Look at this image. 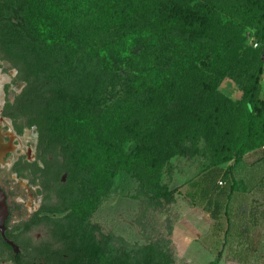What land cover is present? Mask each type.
I'll use <instances>...</instances> for the list:
<instances>
[{
    "label": "trees",
    "instance_id": "trees-1",
    "mask_svg": "<svg viewBox=\"0 0 264 264\" xmlns=\"http://www.w3.org/2000/svg\"><path fill=\"white\" fill-rule=\"evenodd\" d=\"M245 29L259 51L243 44ZM0 59L25 84L4 115L39 135L37 162L14 172L33 170L43 199L12 231L6 222L20 247L16 255L0 235L11 264H172L170 242L133 248L92 223L115 177L132 173L143 204L172 231L181 191L164 182L167 164L208 163L187 197L217 220L226 195L214 192L218 176L234 192V169L264 147L263 0H0ZM227 78L242 87L240 101L220 92ZM25 223L46 231L36 250L14 235Z\"/></svg>",
    "mask_w": 264,
    "mask_h": 264
},
{
    "label": "rangeland",
    "instance_id": "rangeland-1",
    "mask_svg": "<svg viewBox=\"0 0 264 264\" xmlns=\"http://www.w3.org/2000/svg\"><path fill=\"white\" fill-rule=\"evenodd\" d=\"M239 28L237 27L235 30L238 32L240 31ZM254 33L253 30L245 29L241 32L240 38L246 47L259 51V48L255 47ZM219 49L224 56H231L225 44L221 43ZM0 71L7 79V83L10 80L9 77L12 79L5 89L6 107L8 103H14L16 97L20 95L16 91L23 90L25 84L17 83V70L1 59ZM241 81L247 83V76ZM261 87L260 97L264 99V76ZM220 92L233 101H240L243 96L242 87L231 78L223 81ZM11 120L18 135L22 136L27 130L30 131V139H28V136L26 137L30 142L29 146L36 144V136L38 135L36 128H25L22 132L20 129L23 121ZM203 128L205 135H208L207 125H203ZM136 144L135 140L130 141L126 145L125 151L130 153L136 147ZM201 146H204V140H202ZM21 162L33 164L37 161L27 162L23 158L18 164ZM38 165L43 167L42 163H38ZM224 167H227V165ZM207 168L208 163L203 158L198 157L177 156L166 165L163 172L164 182L172 189L180 188L181 191L176 195L177 204L171 208L169 214L174 226L172 231L169 229L170 224L167 222V216L155 210L147 209L143 204L139 194V181L132 173L126 171L119 172L115 177L113 188L110 194L100 202L92 217V223L97 224L106 235L113 234L133 248L140 249L155 246V244L161 242H170L169 256L173 260L172 264H210L218 257H220L219 264H264V195L259 191L264 186V179L259 177L247 178L248 181L245 178L247 183L241 182V185L238 183L237 189L232 192V184L228 182L220 185L223 176H218L214 192H223L226 195L222 199V209L218 219L212 220L215 229L220 233H218L220 241L217 246L221 250L213 254V252L208 253L204 248L205 250L201 256L199 255L200 252H196L197 257L188 255L190 248L189 242H187L188 237L184 236L183 230H179L178 222L185 212L203 206L200 201H193L187 197L191 189L188 185L191 181L199 178ZM27 175L28 178H21L31 184L36 196L37 206L43 200L40 201V198H42L41 182L39 179H35L33 170L29 171ZM37 187H40V189H37ZM45 232L42 226L36 227L25 223L14 231V235L18 237L24 246L36 250L40 247L39 244L43 240ZM196 242L199 243L200 241L197 240ZM213 248L215 251V247ZM9 258V253L0 243V260H5L6 264H11Z\"/></svg>",
    "mask_w": 264,
    "mask_h": 264
},
{
    "label": "flooded vegetation",
    "instance_id": "flooded-vegetation-1",
    "mask_svg": "<svg viewBox=\"0 0 264 264\" xmlns=\"http://www.w3.org/2000/svg\"><path fill=\"white\" fill-rule=\"evenodd\" d=\"M3 111L4 109L2 111L0 109V187L8 198L10 212L8 229L12 231L14 226L21 222L22 216L27 219L35 214L37 200L31 184L14 172L21 161L15 162L11 157L18 148L19 135L13 125L6 120ZM0 264H6V261L0 260Z\"/></svg>",
    "mask_w": 264,
    "mask_h": 264
},
{
    "label": "crops",
    "instance_id": "crops-1",
    "mask_svg": "<svg viewBox=\"0 0 264 264\" xmlns=\"http://www.w3.org/2000/svg\"><path fill=\"white\" fill-rule=\"evenodd\" d=\"M229 166L230 165H227V167L222 166L221 169L226 170ZM234 177L240 185L242 184L241 182L247 183V178L250 177L264 179V147L247 154L242 162L234 169ZM259 191L264 195V186H262ZM178 223L179 230H183L184 236L188 237L187 242H189L188 245L190 247L188 255L190 257H197L196 252H200L199 255L201 256L205 249L208 253L213 252L214 254L215 252L216 254L220 252L221 248L219 250L217 246L220 241V238H218L219 231L215 229L214 221L204 208H192L185 212ZM197 240L200 242L197 243ZM213 247H215V251Z\"/></svg>",
    "mask_w": 264,
    "mask_h": 264
},
{
    "label": "built area",
    "instance_id": "built-area-1",
    "mask_svg": "<svg viewBox=\"0 0 264 264\" xmlns=\"http://www.w3.org/2000/svg\"><path fill=\"white\" fill-rule=\"evenodd\" d=\"M255 47H258V45H255ZM2 72V71H0ZM9 82L7 84H5L2 87L1 93H0V109L1 111L5 108V104H6V86L10 84V82L12 81V79L9 77ZM23 88V87H22ZM17 94H21L22 89L19 91H16ZM6 120L12 124V120L9 118H6ZM28 136V139H30V131L27 130L25 132V134H23L22 136H18V140H19V145L17 150L15 151V153L11 156L15 162H18L21 159H25L27 161H37L36 158V154H37V146H38V135L36 136V144L29 146V141L26 138ZM220 185H223V182L219 183ZM37 189H40V187H37ZM42 200V198H40V201ZM41 203V202H40ZM41 204L35 206L34 208V212H38V210L40 209Z\"/></svg>",
    "mask_w": 264,
    "mask_h": 264
},
{
    "label": "water",
    "instance_id": "water-1",
    "mask_svg": "<svg viewBox=\"0 0 264 264\" xmlns=\"http://www.w3.org/2000/svg\"><path fill=\"white\" fill-rule=\"evenodd\" d=\"M8 198L6 193L0 187V235L4 242L10 246L16 255L20 253V247L15 244L14 241L10 240L7 236V226L6 222L9 218V205H8Z\"/></svg>",
    "mask_w": 264,
    "mask_h": 264
},
{
    "label": "bare ground",
    "instance_id": "bare-ground-1",
    "mask_svg": "<svg viewBox=\"0 0 264 264\" xmlns=\"http://www.w3.org/2000/svg\"><path fill=\"white\" fill-rule=\"evenodd\" d=\"M6 81L7 79H5V76L0 73V92L2 90L3 85L6 83Z\"/></svg>",
    "mask_w": 264,
    "mask_h": 264
}]
</instances>
